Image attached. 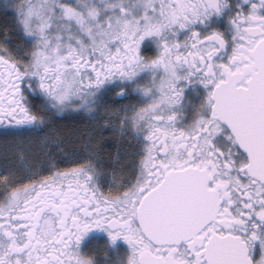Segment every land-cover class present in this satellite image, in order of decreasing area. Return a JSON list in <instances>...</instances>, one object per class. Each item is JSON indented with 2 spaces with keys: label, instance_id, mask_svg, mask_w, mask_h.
<instances>
[{
  "label": "snow or ice",
  "instance_id": "obj_1",
  "mask_svg": "<svg viewBox=\"0 0 264 264\" xmlns=\"http://www.w3.org/2000/svg\"><path fill=\"white\" fill-rule=\"evenodd\" d=\"M4 7L0 264H264V0Z\"/></svg>",
  "mask_w": 264,
  "mask_h": 264
},
{
  "label": "flooded vegetation",
  "instance_id": "obj_2",
  "mask_svg": "<svg viewBox=\"0 0 264 264\" xmlns=\"http://www.w3.org/2000/svg\"><path fill=\"white\" fill-rule=\"evenodd\" d=\"M13 2H15V0H0V29L5 25L10 26L12 23V9H6L4 6ZM81 126H83L82 123ZM102 186L105 189L108 188L107 177L102 181ZM109 241L110 239L103 228H92L82 236L79 242V248L81 251L87 252L90 255L95 254L97 261L101 260L105 252L108 253L109 257H113L117 253L126 252L128 249L127 242L124 241L122 237H117L114 241H111V243H109Z\"/></svg>",
  "mask_w": 264,
  "mask_h": 264
},
{
  "label": "clouds",
  "instance_id": "obj_3",
  "mask_svg": "<svg viewBox=\"0 0 264 264\" xmlns=\"http://www.w3.org/2000/svg\"><path fill=\"white\" fill-rule=\"evenodd\" d=\"M109 243H111V241H109Z\"/></svg>",
  "mask_w": 264,
  "mask_h": 264
}]
</instances>
